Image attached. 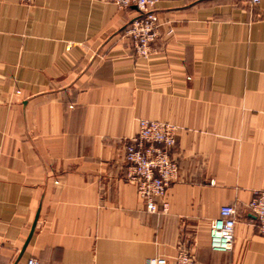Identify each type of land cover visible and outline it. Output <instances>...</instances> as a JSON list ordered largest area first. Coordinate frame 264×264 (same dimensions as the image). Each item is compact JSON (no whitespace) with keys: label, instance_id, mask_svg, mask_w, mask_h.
Masks as SVG:
<instances>
[{"label":"crops","instance_id":"0c3cea01","mask_svg":"<svg viewBox=\"0 0 264 264\" xmlns=\"http://www.w3.org/2000/svg\"><path fill=\"white\" fill-rule=\"evenodd\" d=\"M137 56L138 14L111 0H0V264H264L248 207L264 189V0H158ZM177 126L166 205L125 178L139 118ZM231 247L209 245L223 205Z\"/></svg>","mask_w":264,"mask_h":264},{"label":"built area","instance_id":"2783aa9c","mask_svg":"<svg viewBox=\"0 0 264 264\" xmlns=\"http://www.w3.org/2000/svg\"><path fill=\"white\" fill-rule=\"evenodd\" d=\"M32 3L34 0H22ZM117 7L126 9L134 6L138 14L125 28L137 56L148 57L151 44L158 37L159 18L156 11L158 0H111ZM260 0H248L250 5ZM177 126L169 121L139 118L136 133L124 147L126 163L125 178L134 184L138 197L149 211L158 209L157 200L166 205L165 196L170 183L177 177L178 166L171 155L176 143ZM248 207L257 219V227L264 234V189L252 192ZM236 209L226 204L220 207L219 215L209 225V245L216 250H228L234 237ZM2 245L0 243V258ZM174 264H195L191 253L180 248ZM25 264H38L35 257H29ZM145 264H170L164 256H154Z\"/></svg>","mask_w":264,"mask_h":264},{"label":"water","instance_id":"95a60500","mask_svg":"<svg viewBox=\"0 0 264 264\" xmlns=\"http://www.w3.org/2000/svg\"><path fill=\"white\" fill-rule=\"evenodd\" d=\"M131 21V20H130Z\"/></svg>","mask_w":264,"mask_h":264}]
</instances>
